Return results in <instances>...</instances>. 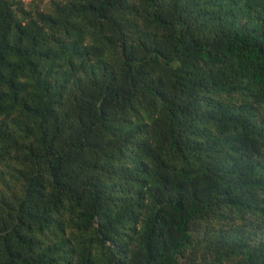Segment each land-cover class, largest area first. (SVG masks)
<instances>
[{"label":"trees","instance_id":"obj_1","mask_svg":"<svg viewBox=\"0 0 264 264\" xmlns=\"http://www.w3.org/2000/svg\"><path fill=\"white\" fill-rule=\"evenodd\" d=\"M0 264H264V0H0Z\"/></svg>","mask_w":264,"mask_h":264}]
</instances>
